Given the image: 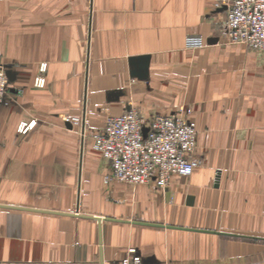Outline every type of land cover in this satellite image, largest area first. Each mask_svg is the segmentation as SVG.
<instances>
[{"label": "crops", "instance_id": "obj_1", "mask_svg": "<svg viewBox=\"0 0 264 264\" xmlns=\"http://www.w3.org/2000/svg\"><path fill=\"white\" fill-rule=\"evenodd\" d=\"M223 20L214 0H0V264H264V51ZM130 108H191L190 176L103 182L81 139Z\"/></svg>", "mask_w": 264, "mask_h": 264}, {"label": "built area", "instance_id": "obj_2", "mask_svg": "<svg viewBox=\"0 0 264 264\" xmlns=\"http://www.w3.org/2000/svg\"><path fill=\"white\" fill-rule=\"evenodd\" d=\"M214 6L224 11L223 30L230 42L264 51V0H214ZM185 47H203L201 36L188 35ZM7 69L0 66V104L7 93ZM34 85L43 87L44 79L37 77ZM70 121L78 123L79 118ZM33 125V120L21 122L17 131L24 134ZM89 139L94 152L108 164L105 184L136 185L155 179L163 188L173 175L188 177L199 164L194 155L196 124L191 108L178 109L174 115H153L146 122L139 111L130 108L108 117ZM118 264H141V257L130 255Z\"/></svg>", "mask_w": 264, "mask_h": 264}, {"label": "water", "instance_id": "obj_3", "mask_svg": "<svg viewBox=\"0 0 264 264\" xmlns=\"http://www.w3.org/2000/svg\"><path fill=\"white\" fill-rule=\"evenodd\" d=\"M5 73H6L7 78H9V79L12 78V74H11V71H10L9 69H7V70L5 71ZM80 149H81V152H82V149H83V137H82L81 142H80ZM1 206H2V205H1ZM14 208H20V207H14ZM62 214L80 216V215H78L77 212H75V213H62ZM87 217H90V218L96 220V221L98 222V224H100V223H101V220H102L101 217H96V216H87Z\"/></svg>", "mask_w": 264, "mask_h": 264}, {"label": "rangeland", "instance_id": "obj_4", "mask_svg": "<svg viewBox=\"0 0 264 264\" xmlns=\"http://www.w3.org/2000/svg\"><path fill=\"white\" fill-rule=\"evenodd\" d=\"M0 66L7 67L10 70V67L9 66H6V65H0ZM83 142H84V146L85 147L87 146L88 148H90L94 152V150L92 148V143H91V140L89 139V137L85 138Z\"/></svg>", "mask_w": 264, "mask_h": 264}]
</instances>
